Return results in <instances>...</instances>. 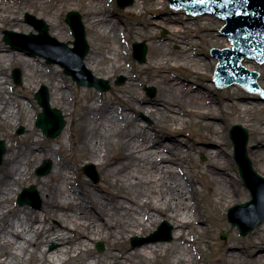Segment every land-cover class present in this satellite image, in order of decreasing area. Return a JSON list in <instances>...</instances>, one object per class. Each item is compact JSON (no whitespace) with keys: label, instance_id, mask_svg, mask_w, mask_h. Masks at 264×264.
Listing matches in <instances>:
<instances>
[{"label":"bare ground","instance_id":"6f19581e","mask_svg":"<svg viewBox=\"0 0 264 264\" xmlns=\"http://www.w3.org/2000/svg\"><path fill=\"white\" fill-rule=\"evenodd\" d=\"M157 4L158 0H143L138 6L153 10ZM68 5H77L84 10L82 21L91 31L93 40L99 42L95 51L86 58V68L107 70L101 67L105 62L109 70L125 72L135 83L129 73V70L135 69L129 65L128 49L123 48L122 27L110 18L107 7L100 0H0V31L16 27L23 30L17 14L27 11L36 14L37 19L43 18L51 23L56 39L65 43L70 38L68 29L57 19L58 12ZM221 23L224 25L225 21ZM158 26L167 27L170 35L160 38L157 35ZM191 28L188 22L171 15L164 16L162 22L149 21L142 28L130 27V33H138L140 40H148L152 45V58L139 70H149L147 78L161 87V100L146 102L142 96L138 97L139 89L133 83L130 85L133 92L124 91L123 97L114 95L113 102L94 96L85 99L76 93L72 95L76 107L70 114V138L75 148L82 151L81 159L90 160L103 170L105 178L99 187H94L78 174L75 176L62 148L56 150L52 145L37 146L38 143L23 137L22 141H18L17 148L10 150L5 142V166L0 175V264H149L151 255L158 259L167 253L173 255L172 264L199 263L195 253L201 251L202 241L200 237L196 240L195 236L212 231L209 226L205 228L201 224L206 221L207 212L196 200L194 189L196 191L198 179L186 173L184 166L188 163L191 168L197 169L190 160L191 150H185V143L178 138L167 143L160 141L157 133L150 131L136 117L138 112L144 111L151 117L156 114L166 116L180 125L186 122L183 114L198 117L204 128L200 135L203 143L221 144L219 140L225 141L220 128L206 121L217 116L210 90L203 92L168 76L169 72L185 67L189 77L197 75L199 78L201 68L195 65L191 71L189 64L199 63L206 68V62L195 57L193 44L183 36ZM212 28L211 23H204L201 27L207 32H211ZM221 37L226 42L225 47H233L228 37ZM173 43L183 45L177 53L172 51ZM27 46L33 48L29 44ZM23 54L0 46V94L4 95L6 83L1 77V70L7 63H16L27 73L29 81L46 78L51 81L55 91L50 92L53 104H69L71 94L59 80L58 70L53 67L44 70L40 62ZM174 55L178 59H174ZM250 62L253 61L246 58L243 65L252 68ZM211 74H214L213 69ZM3 95L0 96V131L5 126H16L23 117L26 122L35 121L38 111H32L13 91L7 98ZM144 103L147 105L143 106ZM256 106L232 100L233 111L240 117L246 118ZM259 112H264V107H260ZM29 113L32 114L29 116ZM259 132L256 137L260 145L255 154L264 159V149L260 148L264 144V128ZM66 133V130L63 131L60 137L61 147ZM201 148L209 158L207 170L201 172L209 177L211 197H214L213 203L209 200L206 208L211 212L214 228L226 226L223 210L239 205L240 198L237 197L240 189L235 179L217 171L224 164L222 149ZM46 159L51 160V174L47 180L36 181L43 198L42 208L41 204L39 207L41 211L26 213L12 206L16 187L31 179L34 165ZM159 217L168 220L175 228L171 243L148 244L134 253H126L121 246L122 240L138 230L144 233L158 223ZM95 240L104 241L108 246L101 255L90 248L91 241ZM51 244L59 246L50 250ZM258 246L257 240L252 238L244 252L253 256L256 264H264V255L255 254ZM242 253V250L234 252L227 244L219 262L242 264L236 260L241 258Z\"/></svg>","mask_w":264,"mask_h":264},{"label":"rangeland","instance_id":"374dc122","mask_svg":"<svg viewBox=\"0 0 264 264\" xmlns=\"http://www.w3.org/2000/svg\"><path fill=\"white\" fill-rule=\"evenodd\" d=\"M104 5L107 7L109 15H111L110 18L116 20L119 22V25L122 27V36H123V48L128 49V57H129V65L132 66L135 70H129V73L132 74L131 76L135 79V83L131 82L129 79V75L125 74V72L114 70H109V65L107 63H103L101 67L106 68L107 70H92L90 68H87L89 71L92 72V74L98 78H103L106 80H109L111 82L112 88L110 91L101 93L98 90L90 87H84L79 84H77L72 77L66 75L64 73V69L62 65L60 64H48L46 59L40 56H31L28 54V52H31L33 49H28L22 47V50L19 51L16 49H13L10 45L6 44L4 41V32L8 31L7 29H2L0 31V46L7 49V51H17L24 53L23 55L26 58H31L36 60L37 62H40L42 65V68L44 70L47 69V67H53L58 70V77L59 80L64 83L65 89L71 94V99L69 101V104L64 103H52V96H51V106L52 108L59 109L67 122V126L64 129L66 130V136L64 139H62V147L60 145V136H58L56 139H51L46 137L42 134L41 130L36 127L35 123L37 120V117L35 121L26 122L25 117H23L22 121L20 123H17L16 126L12 127H4L2 128V131H0V141L4 140L7 143V148L16 149L18 141H22L23 137H27L28 139H31L32 142L38 143L37 146H43V145H52L56 150H60L62 148L63 155L67 156L69 158V167L71 168V171L75 174H78L88 180L91 185L94 187H99L103 184L104 181V172L96 163H93L90 160H83L81 159L82 151L80 149L75 148V146L72 144L70 134V124H71V111L74 110L76 107V102L72 95L75 93L80 95L82 98L87 99L89 96H94L97 99L103 100L107 99L108 101H112L115 99V96L123 97L124 91H132L130 88V85L133 83L136 87V89H139L138 97L144 98L146 102H154L157 100H161V87L150 82L148 80V75L146 72L149 70H139L146 66L147 61L152 58L153 55V49L152 45L150 44V41L141 39L138 33L131 32L130 33V27L134 26L136 28H142L144 24H146L149 21L153 22H162V19L166 15H171L175 17L176 19H183L184 21L188 22L190 26L192 27L189 32L186 34H183V36L188 39V41L193 44L194 46V53L196 58H202L206 63L205 67L201 66L202 64L195 63V64H189L188 69L193 71L194 66L197 65L201 69L199 70L200 74H198L195 77H189L188 76V70L184 68L180 70H173L168 73V76L171 80H176L184 83L186 85H190L193 88L199 89L203 92H209L210 90V98L213 100L214 106L217 108V116H214L213 118L206 119L207 122L213 123V125L220 128V131L224 133L225 135V141H220L221 144H216L213 142H202L200 135L203 134L204 128L202 126V122H200V119L198 117H190L189 115L183 114V118L185 119V123L182 125L176 124V122L172 121L166 116H161L160 114H156L155 117H151L147 115L144 111H140L136 114L137 119L139 122L143 125H147L148 129L150 131L156 132L158 135V138L160 141H164L167 143V141L171 139H181L185 144L184 148L185 150H191L190 152V160L192 161V164L197 167V169H193L190 167L188 163H186L184 166L186 168V173L190 175H194L196 179H198V182L196 184V191L194 189L196 200L201 203L203 209L207 212L205 214V220L201 224L203 227H208L212 232L198 233L195 236V239L198 240V238H201V251L199 253H195V257L197 258L198 264H221L219 262V256L222 254V250L224 249V246L227 244L232 247V250L234 252L241 251L242 254L240 255L241 258H236L237 262H241L242 264H256L255 258L253 256H250L247 252H244L245 246L248 244V241L252 238L256 239L259 243L258 248L255 250L256 255L263 254L264 255V220L255 226L252 232H250L246 236L240 235V232L236 226L230 222V219H228V211L230 209H233L232 207H226L223 210L224 214V221L226 226H218L214 228V224L212 222L211 212L206 208L209 200L213 203L214 197H211V182L209 177L206 174H203L201 170L206 169L209 162L208 155L204 153L201 148L205 147L206 149H210L213 147L220 148L223 151V166L218 167L217 171L228 178H233L237 181V186L240 189V194L237 198H240L239 205H243L249 201H251L252 196L250 190L244 185V182L240 176L239 168L235 162L234 159V143L231 139L230 131L231 129L236 126L240 125L244 127L249 134V142L247 146V154L248 157L252 163L253 169L262 177H264V159H260L256 154V149L258 145H260V142L257 141L258 138L256 137L257 132H259V129L264 128V112H259L260 107H264V101L263 100H253V101H239L237 98V94H243L245 93V96H257L256 93H251L246 91L242 86L240 85H234V86H228L225 88H218L215 84L210 83L209 79L212 78L211 71L212 69L216 70V66L218 61L214 57H204V53H210L212 47H220L223 48L226 45V42L224 40H221V34L219 32L220 27H222V21L219 18L213 17V16H193L187 15L185 10H176L170 6V3L167 0H158L159 4H157L156 8L153 10L144 9L143 6L139 7V2H143V0H134V4L131 7L122 9L118 6L117 0H100ZM76 11L80 14L81 18L84 19V10L80 8L77 5H68L65 7L62 11L60 10L58 12V19L57 21L64 27L68 29V34L70 35V38L68 41H66V44H69L70 47H73V42L75 38L72 35V29L70 26L65 22L66 15L68 12ZM32 15L37 18L36 14L24 11L17 14V17L20 18L21 24L23 25V30H20L18 27H16L14 30L15 33L18 34H30V33H37V31L34 29V27L26 22V15ZM143 15V16H142ZM39 19V18H38ZM43 20L48 26H49V33L50 36L54 39H56L55 35L56 33L52 32V26L51 23H49L47 20H44L43 18L40 19ZM87 34V41L90 45V51L86 58L91 55L92 51H95V48L98 47V43L93 40V37L91 35V31L86 27L85 23L82 21ZM204 23H211L213 24V28L211 32H207L205 29H201ZM155 26V24H154ZM200 26V28H199ZM29 28H32L30 31ZM157 35L160 38H165L166 36L170 35V30L165 26H158L157 28ZM57 40V39H56ZM135 42H146L148 46V53H147V61L145 64H141L138 61H136L133 58V44ZM185 43V42H184ZM22 46V45H21ZM182 44L179 45L177 43L172 44V51L174 53H177ZM85 58V60H86ZM174 59H178L176 55H174ZM172 62V61H170ZM172 63H175L174 61ZM252 71H257L260 75L258 80V85L262 87V90H264V63L259 65L256 61L250 62ZM196 66V67H197ZM16 68H19L22 71V79H23V85H17L14 83V80L12 78V71ZM196 71V70H194ZM142 72V73H141ZM1 77L3 78V81H5V93L0 94V96L8 97L9 94L13 91L16 96L19 98V100L23 101L25 105H28L32 111H38V114L42 111L41 107L37 103L35 99V93L40 89L41 86L45 85L48 87L49 91L55 93L53 86L51 85V81L46 79H39L35 82L29 81L27 77V73L22 70L21 66L19 64L13 63L9 64L7 63L4 66V69L1 70ZM120 78H124V82L120 85H117L116 83ZM140 78V79H138ZM133 79V80H134ZM154 88L155 94L151 95L149 93V89ZM261 95V94H260ZM57 96V95H56ZM112 98V100H111ZM232 100L238 101L239 103L243 104H256V108L252 109L250 112L247 113V117H240L238 114L235 115L233 108H232ZM116 103V106H118V103ZM14 104V103H13ZM262 104V105H261ZM143 106H146L147 104H142ZM221 106L223 110L221 109ZM14 107V105H12ZM15 108V107H14ZM178 109V108H177ZM128 112V110H126ZM32 113H29V116ZM38 116V115H37ZM155 129L153 130V128ZM20 129H24V132L22 134H19L18 131ZM182 130V131H180ZM63 133V132H62ZM181 133V134H179ZM262 149H264V144L261 145ZM8 152V151H7ZM54 158H57L56 155H54ZM45 161L51 162L50 159H46ZM45 161L42 163H39L38 165H34V168L32 169V175L31 179L25 181L20 186L16 187V195L13 197L12 200V206L18 207L19 209L24 210L26 213L28 212H40L42 208V195L39 190V186L36 184L37 180H47L50 176L48 174L47 176H39L36 174V170L38 167H40ZM38 162V161H37ZM85 165H92L94 166V169L96 173L99 176L98 181L92 180L89 176H87L84 171L83 167ZM5 166V160L0 167V175L4 171ZM183 176V175H182ZM34 186L37 190V203L40 202L41 208L39 209H33L31 206L24 205L20 206L18 204V196L22 192L24 188H30ZM77 186V185H75ZM238 217H241L240 215ZM158 223H156L153 227L150 229H146L144 233H140L141 231L138 230L137 233L131 234L129 233L127 237H125L122 242L121 246L123 250L126 253H134L138 249L150 245V244H156V243H165L170 244L173 240V231L174 227L173 225L166 220L165 218L159 217ZM243 220H250V218H242ZM167 224L171 228V236L172 239L170 241H163L164 238L167 237L166 232L162 233H156L160 226L163 224ZM169 228V227H167ZM155 234V235H154ZM226 234V239H222V235ZM154 235L155 241H150L148 243H144L140 246L133 247L132 240L136 238V243H138L137 238L139 240L149 238L150 236ZM189 239H192V237H189ZM98 244H103L104 248L100 250L98 248ZM59 245L58 244H51L49 246L50 250H55ZM223 246V248H222ZM90 248L98 255L103 254L107 249L108 246L104 241L95 240L91 241ZM73 255H76V253H73ZM172 260H174L173 255L171 253H167L166 255L156 259L154 255H151V259H149V264H172ZM137 261V259H136ZM30 264H35L34 262Z\"/></svg>","mask_w":264,"mask_h":264},{"label":"water","instance_id":"95a60500","mask_svg":"<svg viewBox=\"0 0 264 264\" xmlns=\"http://www.w3.org/2000/svg\"><path fill=\"white\" fill-rule=\"evenodd\" d=\"M120 8L125 9L133 5L134 0H117ZM171 5L176 8H186L192 14H207L225 20L224 27H220L221 34L228 37L232 41L231 47H220L212 50V54L218 59L219 63L215 72V83L218 87H225L235 83H242L246 89L253 92L264 91L258 86L257 79L259 73L257 71H249L250 68H245L242 64L244 59L256 60L259 64L264 63V0H169ZM187 13V12H186ZM195 16H193L194 18ZM26 22L33 25L39 35L36 34H16L13 31L4 32V41L11 45L14 49L21 50L16 43V37H20L27 44L37 48L31 55H40L47 59V62L60 63L65 73L82 86L95 87L100 92H108L111 89V84L108 80L95 77L90 71L85 69L84 60L87 56L90 46L87 41L86 30L82 23V18L78 12H69L66 18V23L70 25L75 37V48H70L69 44L58 42L49 34L48 25L38 20L31 15H26ZM220 32V30H219ZM220 49V50H219ZM54 50H57L54 52ZM148 48L143 43H134V58L141 64L146 62ZM55 54V56L53 55ZM204 57H212L210 53H204ZM249 69V70H248ZM14 82L22 85V72L20 69H15L12 72ZM121 78L117 84L123 83ZM210 83L214 84V74L209 79ZM261 88V89H260ZM152 95L155 94V89L148 90ZM36 100L42 112L38 116L36 126L40 128L47 137L56 139L60 136L66 126V120L59 109L52 108L50 104V92L46 86L35 95ZM239 101L262 100L261 96H245L237 94ZM19 133H23L21 129ZM231 139L234 143L235 160L239 166L240 174L244 180L245 186L252 193V201L235 206L229 211V219L233 225L238 226L242 236L248 235L253 231L256 225L264 220V177L259 175L252 166V163L247 154V146L249 142L248 131L236 125L232 128ZM6 153L5 141H0V167L4 162ZM51 163H47L37 170L39 176L48 175L51 171ZM94 181H98L99 176L96 173L94 166L87 165L83 168ZM19 205H29L33 208H39L40 202L37 203V190L33 186L25 188L18 198ZM243 213L249 216L250 220L239 218V214ZM167 228V237L163 241H170L171 228L166 223L160 228ZM155 235V234H154ZM226 239V234L222 235ZM136 243V238L133 239V247L140 246L150 241H155L153 236L139 240ZM99 248L103 249V244H99Z\"/></svg>","mask_w":264,"mask_h":264}]
</instances>
